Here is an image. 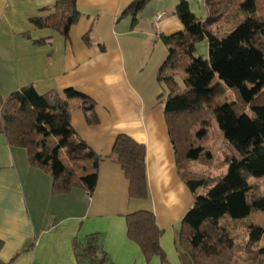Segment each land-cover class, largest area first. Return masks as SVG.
Wrapping results in <instances>:
<instances>
[{"label":"crops","instance_id":"1","mask_svg":"<svg viewBox=\"0 0 264 264\" xmlns=\"http://www.w3.org/2000/svg\"><path fill=\"white\" fill-rule=\"evenodd\" d=\"M57 1L0 0V102L26 85L68 99L75 133L100 157L97 183L92 193H53L49 172L0 132V264H88L76 245L90 234L108 264H191L177 237L194 195L178 174L157 80L167 57L161 35L184 29L178 0H150L135 24L124 14L133 0H74L79 16L66 36L31 23ZM80 95L95 102L94 122ZM119 134L145 146L146 199L129 196V181L112 158ZM139 210L154 215L163 256L147 259L128 235L126 216Z\"/></svg>","mask_w":264,"mask_h":264},{"label":"trees","instance_id":"2","mask_svg":"<svg viewBox=\"0 0 264 264\" xmlns=\"http://www.w3.org/2000/svg\"><path fill=\"white\" fill-rule=\"evenodd\" d=\"M148 2L133 0L126 8L132 24ZM204 6L207 16L200 19L186 0H178L175 12L184 29L161 35L167 57L157 80L166 93L165 122L179 177L194 195L177 242L191 264H261L264 227L244 218L264 210V184L257 183L264 182V0H204ZM42 10L52 12L32 17L31 23L65 36L79 16L74 0H59ZM204 39L207 58L195 55L196 43ZM218 84L231 90L234 100H215ZM79 98L80 108L94 122L90 115L95 102ZM71 107L57 92L38 93L33 85L23 86L1 100L0 132L10 146L26 151L32 165L49 172L53 193L74 187L92 193L100 157L75 133ZM215 131L221 134L224 153L218 166L225 167L216 175L195 171V163L213 160ZM61 152L68 164L60 159ZM112 158L129 181V196L146 199L145 146L119 134ZM200 188L206 193L200 194ZM126 225L147 259L163 256L161 229L151 212L128 214ZM76 251L88 264H108L96 234L76 245Z\"/></svg>","mask_w":264,"mask_h":264},{"label":"rangeland","instance_id":"3","mask_svg":"<svg viewBox=\"0 0 264 264\" xmlns=\"http://www.w3.org/2000/svg\"><path fill=\"white\" fill-rule=\"evenodd\" d=\"M186 1L189 4V8H190L191 12L193 14H195V16L199 17L200 19L206 18L207 12H206V8L204 6V0H186ZM152 3H153V1L147 7H152L151 6V5H153ZM195 55L196 56L201 55L203 58L208 57V41H207V39H204V40L196 43ZM215 81H216V79H214V81L212 82V85H215ZM215 89H216L215 95H214L215 100H218V101L234 100L235 96H234L233 92L231 90H229L227 87L222 86V84L216 85ZM214 139H215L216 144L213 147V155H214L213 160L210 162H204L203 161L199 164L195 163V165H194L195 171H199V172H202L203 170L204 171H210L211 174H214V175L219 174L223 171L225 166H223V167L218 166V164L220 163V160L224 156V153H222L221 146L219 144L221 142V134L218 131H215L212 134L211 140H214ZM59 157L61 160L66 161V157L64 156V154L62 152L60 153ZM257 183L260 187H261V184H264V182H262L261 180H258ZM198 192L200 194H205L206 190L203 188H200L198 190ZM248 218H250L249 221L264 226V211H257V212L251 213L248 215ZM239 232H240V236H241L242 235L241 230H239ZM262 245H264V241L261 242V246Z\"/></svg>","mask_w":264,"mask_h":264}]
</instances>
